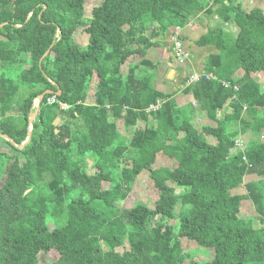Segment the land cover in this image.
Returning <instances> with one entry per match:
<instances>
[{"label":"trees","instance_id":"obj_1","mask_svg":"<svg viewBox=\"0 0 264 264\" xmlns=\"http://www.w3.org/2000/svg\"><path fill=\"white\" fill-rule=\"evenodd\" d=\"M199 15L218 21L194 42L216 50L202 70L217 80L182 90L215 121L196 129L187 106L155 89L148 61L120 69ZM261 73L264 13L237 0H0V136L12 141L0 137V264H34L51 247L50 264H264V179L244 184L259 228L230 194L246 174L264 177ZM160 154L177 167L151 172L155 207H120ZM182 238L212 257L198 262Z\"/></svg>","mask_w":264,"mask_h":264},{"label":"rangeland","instance_id":"obj_2","mask_svg":"<svg viewBox=\"0 0 264 264\" xmlns=\"http://www.w3.org/2000/svg\"><path fill=\"white\" fill-rule=\"evenodd\" d=\"M240 1L242 3V6L247 10L250 9L254 6H257L259 8H262V10L264 11V0H237ZM99 3V1H95V2H89L87 1L85 3V5L88 7V9H90L92 7V5H97ZM215 17H209L206 15H199L197 16V18H194L193 20L189 21V23L185 26L188 27L185 31H184V37L185 40H182L183 46L185 48V50L187 51V53L189 54V57L191 58V61L194 65L195 70L196 69H201L204 64L205 58L207 55L211 54V53H215L216 50L213 47H197L195 45V40L206 31L207 26H215L216 24H218V21L216 19H214ZM192 22V23H191ZM196 25V26H194ZM190 26V27H189ZM156 26H154V24L150 27V30L155 29ZM227 27V26H226ZM228 28V27H227ZM147 31L146 36H149V31ZM171 30L172 27L169 26V29L167 32L164 33L163 36V40H168L167 38L171 36ZM228 30L232 32L231 28H228ZM75 36H78L77 33H75ZM80 37V36H79ZM158 41H163L160 38H157ZM170 40V38H169ZM164 42V41H163ZM164 42V43H165ZM169 42H171L170 44L172 45V41L170 40ZM168 44V42H166ZM165 43V44H166ZM189 58V59H190ZM175 61V60H174ZM189 62V61H188ZM187 62V63H188ZM176 63V62H175ZM177 64V63H176ZM180 67V69H178V76L179 78H177V83H179V79L180 77L183 76H188L190 75L192 72H196V71H188V67L187 65H178ZM164 69V66L162 67L161 71ZM256 80L258 79L260 85H261V89H263L264 87V80L262 81V79H260V77H256ZM175 84H169L167 85V89L171 90L172 86ZM259 115L262 114V112H258ZM133 128H130L127 132V135H130L132 132ZM252 139V138H251ZM250 139V141H251ZM249 141V142H250ZM247 144V143H246ZM9 150V147L7 146V144L0 140V151H7ZM160 156V155H159ZM90 162L88 161V164ZM139 166L137 165V168ZM177 167V162L176 160L169 158L167 156L162 155L159 158H155L154 162H152L147 168H140L139 169V173L136 176V179L132 185V189L129 192L127 198L123 201H119L118 205L122 208H130L131 206H133L136 203H141L143 205H145L146 207H148L149 209H153L155 207L156 201L158 199V190L155 187V182L154 179L151 177V172L153 171H159L162 168H167L169 170H173ZM247 180V179H246ZM248 181V180H247ZM171 184V183H170ZM243 185V184H242ZM242 185L239 187L237 191L240 192H244L245 189H243ZM231 195H234L230 192ZM244 199L247 200L246 198V193L241 195ZM241 214L243 216H251L254 221V226L256 228L260 227V223L259 221L256 219V215L254 212V208L251 205V202L249 201H245V203H242V210L240 211ZM181 243H182V248L186 251V252H193L196 253V260L199 262L202 261H207L212 257V252L209 249H205V248H199L196 250V246L194 243L186 240V239H181ZM58 258V252L56 251L55 248H49L48 250H40L36 253V261L34 264H50L51 262L55 261Z\"/></svg>","mask_w":264,"mask_h":264},{"label":"crops","instance_id":"obj_3","mask_svg":"<svg viewBox=\"0 0 264 264\" xmlns=\"http://www.w3.org/2000/svg\"><path fill=\"white\" fill-rule=\"evenodd\" d=\"M254 7H257V6H254ZM250 9H247V11H249ZM260 9L262 10V8H260ZM263 13H264V11H263ZM194 26H196V25H194ZM187 28L188 27H184V29H183V32H182L183 37H184V31ZM153 31H154V29H153ZM157 38H160L161 40H163L164 37L163 36H159L156 38L153 37L152 40L156 41L158 43V45L152 46V47L146 49L145 54L143 56L139 55V54H133L130 57H128V59L125 61V63L121 66L120 72L125 74L127 72V69L129 66L138 65L142 59H145L149 63H147L144 67L149 68L148 69V70H150L149 72L153 75V86L155 87V89L162 92V93H165V94H172V98L174 99V101L176 102V104L178 106H187V108L192 113V124L196 129H199L203 126H215V121L208 118L206 111L198 108V105H197L195 99L193 98L192 94H189V93L185 94L182 92V90L186 86V83H185V85H182V80L186 79L187 76L182 75V77H180V79H179V83H177V78H179L178 69H180V67L175 63V61L172 57V45L170 44L171 42H169L170 37H168L167 38L168 40H166V42H168V44L165 42V40H163V41L166 44L163 41H161V42L158 41ZM186 65L188 67V71L192 72V71L197 70L196 72H203L202 68L195 70L194 65L191 61V58L189 59V62L186 63ZM163 66H164V69L161 71ZM201 67H203V66H201ZM242 73L243 72L241 69L236 70L234 73V78L235 79L240 78L242 76ZM257 77H260V79H262V81H263L264 80V73L259 74ZM256 81L259 83L258 79ZM169 84H175L172 86L171 90L167 89V85H169ZM263 89H264V87H263ZM87 99H88L89 103H93L92 97L88 96ZM229 103H230V101H228L224 105V107L221 110H219L218 116L221 114H224V113L229 114L231 112V108L229 106ZM251 138L252 137H251L250 133H244V134L239 135L238 139L240 140L242 147H234L231 150V152L234 153L239 148H243L244 146H247ZM208 139L211 140L210 138H208ZM257 139L260 142H264V128L261 130V134H260V136L257 137ZM161 156H162V154H160V156L158 155L157 158H159ZM261 178L264 179V177H260V176L256 175L255 173L246 174L243 177V185H242L243 189H245L244 184L256 181V180L261 179ZM238 189H239V187L232 189L230 192L234 195H242V194L246 193V190H244V192H240V191L236 192V190H238ZM245 201L250 202L249 199L246 200L243 198L241 200V208H242V203L244 204Z\"/></svg>","mask_w":264,"mask_h":264},{"label":"built area","instance_id":"obj_4","mask_svg":"<svg viewBox=\"0 0 264 264\" xmlns=\"http://www.w3.org/2000/svg\"><path fill=\"white\" fill-rule=\"evenodd\" d=\"M183 27H172L170 40L172 41V57L177 63V65H186L189 61V54L185 50L181 35L183 32ZM204 78L206 80L214 79L217 80L216 77L212 74H206L204 72H192L190 75L187 76L186 85L192 84L197 82L199 79ZM224 88H231L234 92L238 90L236 85H231L228 81H221L220 82ZM62 105V104H61ZM65 105H62V108H65ZM157 106L151 105L149 109H155ZM245 109V108H244ZM234 147H242V144L239 139L235 140Z\"/></svg>","mask_w":264,"mask_h":264},{"label":"water","instance_id":"obj_5","mask_svg":"<svg viewBox=\"0 0 264 264\" xmlns=\"http://www.w3.org/2000/svg\"><path fill=\"white\" fill-rule=\"evenodd\" d=\"M49 52V50H47L46 52H45V54L43 55V57L47 54ZM42 57V58H43ZM41 58V59H42ZM41 61V60H40ZM46 93H51V91H45V92H43L42 94H40L39 95V97H38V99H37V101L35 102L36 103V107H35V110H34V112L30 115V117H29V127H28V133H27V137H26V139H25V141L18 147L19 149H22L28 142H29V140H30V133H31V129H32V126H31V124H32V121H33V119L35 118V116H36V114H37V111H38V108H39V103H40V101H41V99L43 98V96L46 94ZM2 139H4V140H6V141H8L9 143H11L12 141L7 137V136H3V135H1L0 136Z\"/></svg>","mask_w":264,"mask_h":264}]
</instances>
